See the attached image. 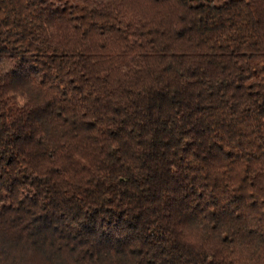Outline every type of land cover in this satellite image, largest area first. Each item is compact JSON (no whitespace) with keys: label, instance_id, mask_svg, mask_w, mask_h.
<instances>
[{"label":"trees","instance_id":"trees-1","mask_svg":"<svg viewBox=\"0 0 264 264\" xmlns=\"http://www.w3.org/2000/svg\"><path fill=\"white\" fill-rule=\"evenodd\" d=\"M0 264H264V0H0Z\"/></svg>","mask_w":264,"mask_h":264},{"label":"rangeland","instance_id":"rangeland-1","mask_svg":"<svg viewBox=\"0 0 264 264\" xmlns=\"http://www.w3.org/2000/svg\"><path fill=\"white\" fill-rule=\"evenodd\" d=\"M220 2H213V3H211V4H219Z\"/></svg>","mask_w":264,"mask_h":264}]
</instances>
